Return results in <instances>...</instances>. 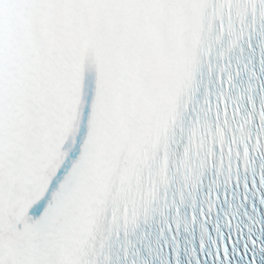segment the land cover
I'll use <instances>...</instances> for the list:
<instances>
[{"label":"snow or ice","instance_id":"6c2138e0","mask_svg":"<svg viewBox=\"0 0 264 264\" xmlns=\"http://www.w3.org/2000/svg\"><path fill=\"white\" fill-rule=\"evenodd\" d=\"M0 264H264V0H0Z\"/></svg>","mask_w":264,"mask_h":264}]
</instances>
